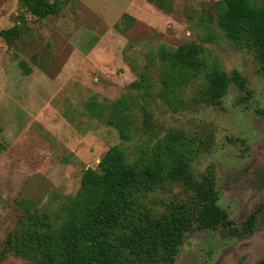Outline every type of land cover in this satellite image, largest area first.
Masks as SVG:
<instances>
[{
	"label": "rangeland",
	"instance_id": "rangeland-1",
	"mask_svg": "<svg viewBox=\"0 0 264 264\" xmlns=\"http://www.w3.org/2000/svg\"><path fill=\"white\" fill-rule=\"evenodd\" d=\"M218 1L71 0L41 19L22 0H0V30L25 26L13 46L0 38V253L25 210L74 198L109 149L127 163L161 153L170 164L166 139L184 131L195 175L217 172L230 226L193 229L174 264H264V72L218 26ZM186 42L202 45L209 66L240 73L249 94L232 84L221 105L200 103L207 72L160 58Z\"/></svg>",
	"mask_w": 264,
	"mask_h": 264
},
{
	"label": "trees",
	"instance_id": "trees-1",
	"mask_svg": "<svg viewBox=\"0 0 264 264\" xmlns=\"http://www.w3.org/2000/svg\"><path fill=\"white\" fill-rule=\"evenodd\" d=\"M71 0H22L33 16H56ZM217 24L227 39L254 50L264 72V0H219ZM22 16V15H21ZM24 25L0 30L8 45L24 34ZM202 45L186 42L161 60L176 70L206 71L200 103L219 106L234 84L249 94L245 78L216 64L209 66ZM167 83L165 74L161 75ZM247 99V98H246ZM150 115L145 116L150 121ZM194 138L184 131L166 139L164 155L127 163L117 148L109 149L98 169L84 171L74 198L55 209L25 210L7 236L0 262L12 254L24 264H174L186 235L193 229L228 227L218 204L217 172L210 168L197 177L189 158ZM252 214L244 230L254 229ZM234 234L239 230L233 229Z\"/></svg>",
	"mask_w": 264,
	"mask_h": 264
}]
</instances>
